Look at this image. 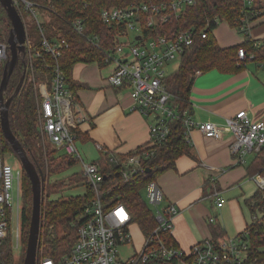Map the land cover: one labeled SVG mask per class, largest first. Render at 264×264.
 <instances>
[{
	"label": "built area",
	"instance_id": "obj_1",
	"mask_svg": "<svg viewBox=\"0 0 264 264\" xmlns=\"http://www.w3.org/2000/svg\"><path fill=\"white\" fill-rule=\"evenodd\" d=\"M244 1L251 7L256 0ZM194 2L195 0L139 1L125 6L103 8L100 14L103 22L125 24V28L115 32L109 47L104 46L99 34L87 33L82 18H75L71 23L88 44L96 46L105 54L106 65H113L108 74L109 83L127 86L133 108L152 118L149 142L132 152L117 153L95 143L99 151L107 155L109 162L117 165L120 175L126 179L146 172L149 160L166 141L171 132V123L177 118L183 120V134L188 142L192 127L198 128L207 137L216 138H220L224 130H229L235 136L232 151L237 162L244 163L249 154L264 157V122L252 119L246 109H240L233 116L227 117L224 124L196 121L191 110L179 114L173 101L175 96L167 89L165 78L170 73L165 72V66L176 60L180 63L198 33L193 27L177 31L166 28L162 31L163 25L177 20L183 10ZM14 4L17 8L23 4L29 10L27 15L34 16L39 26L44 22L36 15V10L39 9L30 1L14 0ZM144 12L149 14L145 19ZM144 26L148 32L144 31ZM208 26L209 22L201 30L202 37L207 36ZM240 28L249 34L250 23ZM132 29L137 32L131 38L129 31ZM40 30L46 52L57 57L63 46H68L64 39L50 41L41 27ZM7 49V43L0 41V65H4L8 59ZM34 55L39 53L33 51V43L26 39V52L23 55L25 68V57L32 66ZM238 55L245 62L254 59L264 69V58L255 59L254 53L247 52L243 47H239ZM35 86L40 95L38 129L42 146L47 147L49 144L57 152L64 150L66 154L77 158L82 163L85 180L96 191V195L84 205L82 213L75 220L76 238L71 251L60 257L41 255L37 264H137L151 259L173 260L176 264H247L250 244L245 233L232 237L206 238L188 249L161 238V231L172 235L173 219L179 208L174 203L164 202L158 207L164 201V194L156 181H150L146 189L149 202L157 206L156 210L153 209L157 224L149 235L141 230V249L129 258L121 259L118 247L132 242L131 227L135 222L131 211L123 202L106 197L107 191L103 189L102 181L108 179V176L103 173L100 162L85 161L78 149V128L85 115L80 110L76 94L67 87L58 64L54 66L50 80L43 79ZM1 132L0 130V264H12L13 251L22 243L23 167L20 163L12 164L5 160ZM105 175L107 178H104ZM251 177L258 190L264 192V166ZM213 194L217 205L221 206L225 199L218 190ZM209 220L213 221L214 218ZM254 222L264 223V205L258 203L253 207L250 224Z\"/></svg>",
	"mask_w": 264,
	"mask_h": 264
},
{
	"label": "trees",
	"instance_id": "obj_2",
	"mask_svg": "<svg viewBox=\"0 0 264 264\" xmlns=\"http://www.w3.org/2000/svg\"><path fill=\"white\" fill-rule=\"evenodd\" d=\"M28 1L39 10L49 13L50 19L44 20L40 24L41 26L38 23L34 25L37 38L33 43V51H37L39 55L32 57V66L28 64V59L25 57L27 67L25 68L24 63L21 62L13 70L4 92V98L6 99L13 94L21 74L25 71L22 85L9 105V123L12 132L24 147L29 158L35 163L37 168L43 170L45 177L41 204L42 221L37 250L38 257L41 255L60 257L71 251L76 238L75 220L82 213L84 205L96 195V191L92 185L85 181V177L81 173L72 174L69 178H58L53 182L50 181L52 175L61 173L65 168L74 164L76 158L66 153L65 155L57 154V151L49 144L47 147L42 146L38 129L40 95L35 84L43 79L50 80L54 66L58 64L63 71L67 87L75 92L78 83L73 78V67L76 63L97 62L100 66L106 65L105 54L96 46L88 44L83 36L78 34L72 27L71 23L75 18H82L87 27V33L99 34L104 46L109 47L112 45V38L115 32L125 28V24L119 23L116 25L103 22L100 16L103 8L112 5L125 6L139 1L162 2L166 0ZM0 7L2 6L0 5ZM2 9L5 12L3 7ZM18 10L21 14L29 12L28 9L24 8L23 4L18 7ZM263 14L264 0H256L251 7L247 6L244 0H195L193 4L188 5L183 10L181 17L163 25L162 31L166 28L168 30L173 28V30L177 31L193 27L198 33L192 46L181 58L178 67L165 78L167 89L175 96L173 101L179 114L182 115L185 110H191L190 91L197 70L203 72L217 68L226 72H234L244 69L246 63L239 58V47H243L247 52L254 53L255 59L264 58V38L252 39L248 31L240 28ZM147 16L149 14L144 12V19ZM221 21H226L231 27L245 33V39L238 44L220 46L213 30L217 28ZM208 22V34L206 37H202L200 32ZM40 27L45 37L50 41L55 42L64 39L68 44V46H63L59 56L56 57L44 50ZM10 28L11 22L7 17L3 24L0 23V41L7 43ZM144 28V31L148 32L147 27L144 26ZM158 30L160 31L161 28H158ZM3 66L0 65V80ZM31 74H33V77L30 78ZM184 128L182 118H177L171 123L169 136L163 145L158 147L157 154L148 162L149 172L139 173L126 179L120 175L117 165L114 162H109L107 155L103 154L104 156L101 159L103 173L108 176V179L102 181V187L107 191L106 197L123 202L131 211L133 221L140 226L145 235L151 233L157 221L154 210L143 199L141 189L143 187L146 188L150 181H156L163 171L174 167L178 156L191 154V145L183 134ZM78 133L79 137H81L82 133L79 128ZM1 141L3 154L8 150L13 151L2 132ZM4 158L7 160L5 156ZM254 159L255 170L264 166V157L262 155H257ZM73 182H80V184L86 186L85 193L69 194L55 199L49 198L51 193L59 191L67 186V183ZM260 194L261 191L256 192L254 196L247 200V203L250 204L252 200L260 197ZM31 212V182L23 168L22 243H24V246L27 244ZM212 229L214 238L226 237L219 223L214 224ZM244 233L250 244L247 264H264V223H251L237 235ZM160 237L167 240L170 244L177 245L174 237L169 232L161 231ZM137 264L176 263L173 260L151 259Z\"/></svg>",
	"mask_w": 264,
	"mask_h": 264
},
{
	"label": "crops",
	"instance_id": "obj_3",
	"mask_svg": "<svg viewBox=\"0 0 264 264\" xmlns=\"http://www.w3.org/2000/svg\"><path fill=\"white\" fill-rule=\"evenodd\" d=\"M263 17L250 23L249 36L252 39L264 38ZM228 29L234 35L238 32L230 25ZM215 31L213 33L220 46L238 44L237 35L219 41ZM112 68L113 65L100 66L97 62H78L73 67V78L78 83L75 94L85 115L79 124L82 135L78 149L84 150L100 164L104 155L95 143L110 151L127 153L149 142L152 121L150 116L133 108L127 86L109 83L108 74ZM258 72L260 70L245 67L234 72L212 68L197 73L190 91L193 119L224 124L227 117L246 109L252 119L264 122V74L260 76ZM234 138L229 130H224L222 136L216 138L207 137L198 128L192 127L191 154L178 156L175 166L163 171L156 179L164 194V204L174 203L179 208L173 219L172 235L184 249L203 239L214 238L212 228L216 223L221 225L224 236L228 237L244 231L250 224L253 201L248 204L247 200L259 192L251 177L256 171L253 163L255 156L251 154L244 163L237 162L232 151ZM78 161L76 158L75 163ZM79 164L80 170L73 171L69 176L83 174L80 161ZM65 171L68 167L54 176ZM58 178H50V181ZM74 184L84 189L76 194L85 193L86 186L80 182ZM215 190L225 199L221 206L216 203ZM211 217L213 221L209 220Z\"/></svg>",
	"mask_w": 264,
	"mask_h": 264
},
{
	"label": "water",
	"instance_id": "obj_4",
	"mask_svg": "<svg viewBox=\"0 0 264 264\" xmlns=\"http://www.w3.org/2000/svg\"><path fill=\"white\" fill-rule=\"evenodd\" d=\"M0 5L5 9L6 15L11 22V28L7 39L9 56L4 63L0 80V126L4 138L18 155L19 161L31 182L32 212L23 264H37V250L42 221L41 204L43 201L45 177L43 170L37 168L35 163L29 158L24 147L12 132L9 123V105L22 85L25 71L21 74L13 94L6 99L4 98V92L13 70L18 67L20 61L24 62L23 55L26 52L27 31L22 14L14 4V0H0ZM149 171L150 168L147 166L146 172ZM104 178H107V176L105 175Z\"/></svg>",
	"mask_w": 264,
	"mask_h": 264
},
{
	"label": "rangeland",
	"instance_id": "obj_5",
	"mask_svg": "<svg viewBox=\"0 0 264 264\" xmlns=\"http://www.w3.org/2000/svg\"><path fill=\"white\" fill-rule=\"evenodd\" d=\"M29 14V13H28ZM27 14L22 13V17L24 19L25 25H26V31H27V39L30 40L32 43H34V41L37 38L36 35V29L34 28V25L37 23L36 18L32 15L30 16H26ZM36 15L38 18H40L41 20H49L50 16L49 13L43 11V10H36ZM264 15V14H263ZM264 18V17H263ZM5 19H7L6 17V11L4 12L2 7H0V23L3 24V22L5 21ZM229 25L227 26L226 21H221L219 23V25L216 28L215 34H217V37L219 39V41L221 39H231V38H235V36L237 35L238 37L236 38L237 43H240L241 41H243V39L245 38V33L243 32H236V34L234 35L233 32L230 31V29H228ZM233 28V27H232ZM137 30H130L129 31V36L132 38L133 36H135ZM246 67H249L250 69L253 70H260V72H258V74L260 76H262L261 74H264V69L262 67H260V63L256 62L254 59L253 60H247L246 62ZM179 65V61H172L169 64H167L165 66V72L166 73H171L173 72ZM259 65V66H258ZM78 142H77V146H78ZM13 149V148H12ZM55 150V149H54ZM81 151L83 152V154L81 153ZM80 153L82 155V157L84 158L85 161H93V158H90L88 155H86V153H84V150L81 149ZM60 155H65V151L64 150H59L57 152V154ZM251 154H249L248 156H250ZM4 156L7 158V160H9L12 164L19 163V158L18 155L16 154V152L13 150H8L5 151ZM95 159V158H94ZM80 164L79 161L76 162L75 164L71 165L68 167V171H65L62 173V175H57L51 176V179H55L58 177H62V178H67V176H69L70 173H72L73 171H77L80 170ZM86 181V180H85ZM87 182V181H86ZM88 183V182H87ZM67 185L72 186V187H68L66 186L64 189H61L59 191H56L54 193H51L50 195V199H55L59 196H65V195H69V194H76V193H82L83 192V187L81 185L78 186H73L75 185L74 182L73 183H67ZM45 193H47V191H45ZM141 194L143 199L148 203V205L156 210L157 206L153 203L149 202L148 196H147V189L145 187H143L141 189ZM252 205L253 207L256 204H260V205H264V192H261L260 197H258L255 200H252ZM162 201L158 207H161L163 205ZM58 230V229H57ZM132 230V242L130 244H125V245H121L118 247L119 250V255L120 258L125 260L131 256H133L137 251H139L141 249V246L143 245V235L141 233V228L138 224H136V222L132 225L131 227ZM26 249V245L24 246V243H21L20 247H17L14 249L13 251V261L12 264H23V260H24V248Z\"/></svg>",
	"mask_w": 264,
	"mask_h": 264
},
{
	"label": "flooded vegetation",
	"instance_id": "obj_6",
	"mask_svg": "<svg viewBox=\"0 0 264 264\" xmlns=\"http://www.w3.org/2000/svg\"><path fill=\"white\" fill-rule=\"evenodd\" d=\"M21 62H23V61H20L19 63H21ZM24 65V64H23ZM19 163H20V161H19ZM21 164V163H20Z\"/></svg>",
	"mask_w": 264,
	"mask_h": 264
}]
</instances>
